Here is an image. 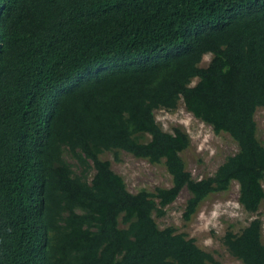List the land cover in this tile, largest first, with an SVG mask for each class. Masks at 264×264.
I'll return each mask as SVG.
<instances>
[{
	"label": "trees",
	"instance_id": "1",
	"mask_svg": "<svg viewBox=\"0 0 264 264\" xmlns=\"http://www.w3.org/2000/svg\"><path fill=\"white\" fill-rule=\"evenodd\" d=\"M179 100L237 144L208 177L155 119ZM262 106L264 0H0V264H224L153 214L185 188L188 220L232 181L258 212ZM118 150L162 162L170 185L129 191L101 157ZM262 227L224 235L242 264H264Z\"/></svg>",
	"mask_w": 264,
	"mask_h": 264
},
{
	"label": "rangeland",
	"instance_id": "2",
	"mask_svg": "<svg viewBox=\"0 0 264 264\" xmlns=\"http://www.w3.org/2000/svg\"><path fill=\"white\" fill-rule=\"evenodd\" d=\"M209 59L210 54H205L201 64H207ZM154 116L165 131L172 132L177 127L188 134L189 146L180 155L194 179L212 175L225 158L237 150L236 142L227 133H216L211 125L187 111L182 100L178 101L175 109H155ZM254 119L256 135L264 144V106L255 110ZM65 156L69 162L75 164L69 155ZM101 157L109 160L113 171L123 178L127 189L133 193L141 189L154 192L157 187L170 185V175L162 162L151 163L124 150H118L116 153L105 151ZM262 186L264 188V179ZM238 195L239 185L232 181L228 190L208 195L187 220L184 217V209L189 193L184 188L178 197L164 208L162 216L153 214V217L160 228L174 227L177 232L194 239L198 247L210 252L220 262L242 264L229 253L223 237L228 231L239 233L250 220L258 217L263 222L261 239L264 242V198L258 212L250 213L243 209Z\"/></svg>",
	"mask_w": 264,
	"mask_h": 264
}]
</instances>
